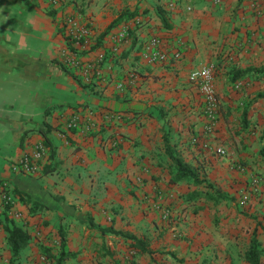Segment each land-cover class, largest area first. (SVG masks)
<instances>
[{"label":"crops","instance_id":"crops-1","mask_svg":"<svg viewBox=\"0 0 264 264\" xmlns=\"http://www.w3.org/2000/svg\"><path fill=\"white\" fill-rule=\"evenodd\" d=\"M122 25L129 37L112 54L108 36ZM150 37L164 48L180 39L181 58L144 61ZM208 64L219 99L212 132L188 79ZM252 68L236 90L230 76ZM36 140L47 161L35 174L11 172ZM172 157L198 181L174 182ZM4 189L23 219L4 208ZM158 194L167 221L151 206ZM6 219L30 234L15 256ZM0 226V264H57L61 252L60 264H250L252 241L264 264V0H0Z\"/></svg>","mask_w":264,"mask_h":264},{"label":"built area","instance_id":"built-area-1","mask_svg":"<svg viewBox=\"0 0 264 264\" xmlns=\"http://www.w3.org/2000/svg\"><path fill=\"white\" fill-rule=\"evenodd\" d=\"M54 4H58L59 0H51ZM169 8L172 10L174 9V4L171 3ZM69 21L72 19L68 18ZM88 33V29H82L80 34H75L76 37H81V35H86ZM128 27L122 25L120 28H117L115 31L109 34L108 42H109V49L112 54H118L122 45L128 39ZM184 43L180 41V39H175L174 43L171 45L170 48H164L162 46V40L159 37H150L149 41L145 44L141 45L140 48V55L141 58L148 62V63H168L177 61L182 56V48ZM103 58V54L101 53L97 61H100ZM67 63L70 66L76 67L78 66V62L75 59H68ZM89 66H86L87 69ZM93 68V67H91ZM97 69V65H95ZM132 78L130 79L131 82L137 81V76L135 74H131ZM214 78H215V69L212 64L204 65L195 69H192L189 72L188 79L189 81L196 85L199 92L202 95L204 101V114L206 115V130L208 132H212L216 126L218 120V109H219V99L217 92L214 86ZM233 87L236 90H241L242 82L235 81L233 83ZM106 119L113 120L117 122H128L131 120L130 115H124L121 113L107 111L105 112ZM79 117L78 115L74 114L70 118V120L66 124V129L70 130L75 127L78 123ZM86 128H88L86 126ZM118 142L117 138H113L110 142L111 146H116ZM215 152L223 156L226 154L225 149L221 146H217L214 148ZM49 156V148L44 143L43 140H36L34 141L29 148L23 150V152L10 162V170L13 173H20V174H35L38 172L39 168L43 165L45 161H47ZM137 183L142 182V176L139 175L135 178ZM153 198L151 206L152 208L157 211L162 220L167 221L172 218L173 211L170 206L166 204L164 201V197L161 195H155ZM1 201L4 205V208L7 209L9 214L12 218L16 219H23L22 213L18 211H11L10 204L12 203L11 196L8 194L7 190H2L1 192ZM2 227L0 226V231ZM31 234L35 238L41 237L40 229L34 227L31 229Z\"/></svg>","mask_w":264,"mask_h":264},{"label":"trees","instance_id":"trees-1","mask_svg":"<svg viewBox=\"0 0 264 264\" xmlns=\"http://www.w3.org/2000/svg\"><path fill=\"white\" fill-rule=\"evenodd\" d=\"M120 22V18H118L115 21V25H117ZM257 70L255 68L252 69H246V70H241L237 74L236 72L235 75L230 76L232 81H236L238 78L244 76L246 72L249 71H254ZM53 154V151L51 152ZM173 159V164L176 168V173H175V178L173 179L174 182L179 181L183 178L190 177L194 181H198V173L196 169L189 164L181 161L180 159H177L175 157H172ZM4 230L7 233V241L10 246V250L12 254L15 256L18 254V252L26 246L28 241L30 240V234L25 230L22 229L21 227L17 226L13 220L6 219L4 222ZM48 256V255H47ZM67 255L63 254L61 252L58 257V262L57 264H60V262L66 258ZM247 261L250 264H259V249L257 248V243L256 241H252L250 244L249 251L247 253Z\"/></svg>","mask_w":264,"mask_h":264}]
</instances>
